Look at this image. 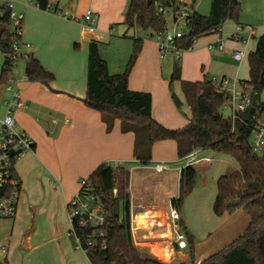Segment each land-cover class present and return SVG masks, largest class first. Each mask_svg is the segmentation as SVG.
<instances>
[{"label":"crops","instance_id":"obj_1","mask_svg":"<svg viewBox=\"0 0 264 264\" xmlns=\"http://www.w3.org/2000/svg\"><path fill=\"white\" fill-rule=\"evenodd\" d=\"M49 1L53 7L43 10L35 0H12L15 11L24 14L22 37L32 44L33 58L53 73L55 79L48 84L39 81L21 83L22 97L28 107L17 110L15 117L18 127L33 137L35 147L15 164L22 191L17 214L10 219L9 228L0 234V258L7 259L9 264H92L87 252L77 248L69 236L72 223L67 204L79 191L80 179L89 178L101 164H105L114 168L130 167L131 170L151 169L157 174L156 178L144 176L135 195L130 182L133 241L140 249L159 258L171 256L168 259L171 263L180 256H183L180 262H187L185 250L177 249L172 242L169 221L171 200L178 193L166 201L161 198L159 188H167L171 173L177 172L180 179L185 159L178 157L174 140H162L152 146L150 162L143 163L135 153L136 134L133 131L124 132L119 119L111 122L109 129L103 115L83 103L82 99L87 93L89 47L95 38L85 32L79 20L91 8L97 14L96 27L103 35L98 40L100 44L108 38L111 45L119 47L118 55L110 52L104 56V49L100 45L111 73L123 72L134 51V40L143 41L129 74V88L151 93L154 118L170 129L182 128L189 123V118H183L177 110L171 94L170 83L175 69H179L180 79L175 81L180 84L181 80L197 82L213 75L248 80V60L239 62L232 56L234 49L243 48L244 45L231 40L230 36L239 25H251L234 22L227 35L224 36L223 30L209 34L211 39L200 45H197L198 39L183 52L180 60H175L160 57L150 32L138 37L127 35L129 29L124 21L130 0ZM182 1L187 7H192L191 0ZM3 3L0 0V5ZM65 14L73 18H66ZM122 23L126 29L123 35L113 34L117 31L115 25ZM256 33L255 28L254 37ZM220 37L226 39L225 49L220 50L217 46L209 48V44L217 42ZM252 41L248 46L249 51L256 47L255 42L251 45ZM24 70L22 67L21 71ZM6 96L7 93L0 86L2 112ZM211 150H200L199 157L204 153L205 156L200 158H211V162L220 159L228 164L225 170L232 168L233 171L229 172L240 169L231 155L216 156L223 152ZM213 152L216 154L213 155ZM161 160H170V166L174 165L168 171L156 172L153 165ZM201 162L204 161H198L193 166L197 169V164ZM226 174L222 173L218 179ZM159 175L162 176L159 178ZM214 215L217 221L209 227L205 224L202 227L199 224L204 218L201 209L196 213V217L200 218L196 223L189 214L185 220L181 213L185 227L195 236V264H201L230 245L244 234L250 223V216L244 210L231 216ZM197 230L203 234L200 239H197ZM205 237L210 239V245L208 242L201 243ZM2 247L6 248V254L1 252Z\"/></svg>","mask_w":264,"mask_h":264},{"label":"trees","instance_id":"obj_2","mask_svg":"<svg viewBox=\"0 0 264 264\" xmlns=\"http://www.w3.org/2000/svg\"><path fill=\"white\" fill-rule=\"evenodd\" d=\"M39 8L48 10L49 0H35ZM198 0H191L192 7ZM173 8L174 12L182 6V0H130L125 16L128 29L138 26L153 35L167 27L165 15L159 7ZM11 10L4 3L0 5V49L7 53L11 47ZM242 13L241 0H210L207 15L192 12L190 31L182 38L181 45L190 49L195 41L205 35L217 33L226 21L240 24ZM256 47L248 51L246 60L250 68V77L243 83L252 87L253 98L258 107L264 105L260 96L264 90V33L254 37ZM143 41L134 40V51L123 72L111 73L108 62L100 50V42L91 40L88 58L87 93L83 103L99 111L111 128V122L119 119L124 132L133 131L137 136L135 153L137 159L147 164L151 160L152 146L162 140H174L177 154L185 158L194 150L212 149L231 155L240 166L244 188L236 202L231 201L233 194L232 178L223 175L218 179V193L213 205L217 216H231L239 210L246 211L250 223L242 236L219 252L206 258L201 264H264V152L256 153L251 147L252 130L256 119L248 112V123H238L232 131L228 118L224 117L225 95L211 83L210 77L202 81L181 80V89L190 106L189 123L182 128L170 129L158 122L152 113V95L149 92L135 91L129 88V74L142 49ZM5 57L1 79H4ZM31 81L48 84L55 79L41 63L32 58L26 66ZM180 79L179 69H175L173 83ZM147 133L141 134L142 128ZM13 176L17 177L15 170ZM96 187L101 202L108 212L106 228V247L101 244L87 246L88 229L78 228L92 264H171L150 253H143L133 241L131 227V171L125 166L114 168L101 164L88 178ZM197 169L193 165L180 171L179 192L171 200L172 206L182 213L185 199L194 190ZM116 190V191H115ZM11 186L0 188V200L10 194ZM182 230L188 240V261L179 264H195V236L186 227L182 216ZM178 249V247H177ZM0 264H9L0 258Z\"/></svg>","mask_w":264,"mask_h":264},{"label":"built area","instance_id":"obj_3","mask_svg":"<svg viewBox=\"0 0 264 264\" xmlns=\"http://www.w3.org/2000/svg\"><path fill=\"white\" fill-rule=\"evenodd\" d=\"M4 4L10 8L11 13V30L12 40L11 47L6 53L7 63L4 66V79L0 80V86L7 93L3 100V112L0 105V188L5 185L11 186L10 194L0 200V218L15 217L18 211V204L21 195V181L18 177L13 176L16 162L27 152L32 151L35 147L33 137L24 129L17 125L15 113L21 108H27V103L23 100L21 93V83L30 82V77L26 72V66L33 58L32 44L23 39V22L24 14L17 13L14 9L12 0H3ZM53 6L48 3V9ZM171 8L159 7V11L164 15ZM57 13L62 14L60 11ZM66 18H73L67 14ZM192 11L189 7L182 6L174 12V29L167 27L164 30L154 32L150 37L156 42L158 52L161 58L172 57L175 60L182 58L186 50L181 45L182 38L190 31V18ZM97 14L88 8L82 18L79 20L85 32L100 40L103 35L96 27ZM222 30L219 28L218 32ZM246 33V35H243ZM255 36L253 26L239 25L236 31L230 36V39L240 42L243 48L234 49L232 56L236 61L243 62L248 55V46ZM218 47L224 50L226 39L220 37L217 42L209 44V48ZM24 64V71H21ZM212 85L222 92L226 99L223 110H229L228 119L232 125V131L236 129L238 123L247 124V113L253 107L252 87L243 83L236 77L210 76ZM254 112L256 119L255 126L252 130L251 147L254 152H264V105L258 107ZM190 108V106H189ZM200 149L194 150L185 159V166L193 165L198 161L211 162L208 157H199ZM183 167V168H184ZM156 172L162 173L171 169L170 163L165 160L156 162L153 165ZM116 191V190H115ZM68 214L72 223L69 236L77 248L88 252L84 245L82 236L77 231L78 228L90 230L87 236V246L101 244L102 248L106 247V228L108 226V212L103 206L96 187L88 178L80 179L79 191L69 200L67 204ZM181 213L172 206L169 210V221L172 230V242L179 250H185L188 247L187 236L182 230L180 223ZM3 254L7 253L5 247L1 248Z\"/></svg>","mask_w":264,"mask_h":264},{"label":"rangeland","instance_id":"obj_4","mask_svg":"<svg viewBox=\"0 0 264 264\" xmlns=\"http://www.w3.org/2000/svg\"><path fill=\"white\" fill-rule=\"evenodd\" d=\"M241 3H242V13H241V17H240V22L244 23L245 25H251L254 28H256V32H257L256 37L260 36L262 33H264V0H241ZM190 9L192 12L197 11L200 14L207 15L210 11V0H198L196 2V4L194 5V7L190 8ZM165 19H166L168 27L173 30L174 29V9L173 8H171V10H169L165 14ZM233 23H234L233 21L229 20V21H226L222 25V30H223L224 36L227 35L228 32H230V30L232 29L231 27H232ZM115 27L117 28V31L114 32L113 34L123 35L124 31H126V29L123 27V23L117 24V25H115ZM10 29L12 30L13 27L11 26ZM126 33L130 37L135 36V35H136V37L145 36V34H147L146 31H144L142 28H140L138 26L135 28H131V29L127 30ZM214 34H216V33H214ZM198 39H197L198 40L197 45H200L206 41H209L211 39V37H210V35H207V36H202L201 38H198ZM107 40H108V38L104 39L103 43L100 44L101 49H104L103 50L104 56L109 55L108 53H110V52L112 53V55L113 54L118 55L119 47L111 45V43H109ZM254 42H255V40L252 41L251 45H253ZM5 57H6V54L3 53V51L0 49V77H1L2 72H3V65H4ZM22 66L24 68V64ZM173 93H176L177 96L179 98H181V100L183 102V104L181 106H177L175 104V106H176L177 110L179 111V113L181 114V116L183 118H190V108H189V105L187 104L186 99L182 93L181 84L178 81H175L173 83V90H171V94H173ZM260 99H261V101H264V90L261 93ZM222 113H223L224 117H226V118L229 116V110H227V109H224L222 111ZM143 133H145V134L147 133L146 127L142 128L141 134H143ZM212 151H214V150H211L210 152H212ZM262 153L263 152H261L259 154H262ZM212 154L214 155L216 153L213 152ZM222 155L226 156V157L229 156V155L224 154V153L221 155H216V156H222ZM202 156H205V154L201 153L200 157H202ZM169 162H170V160H169ZM173 165L174 164H171V166H173ZM183 166H185V164ZM226 166H228L227 163L226 164L222 163V161L220 159H217V158L215 161H213L211 163L204 161V162L197 164V179H196V184H195L194 190H193L192 194L185 199L183 207H182V212L184 214L185 220H186V216L189 214V217L191 218V220L195 221V223L197 221H199L200 218L196 217V213L199 212L201 209L202 212H204V218H202L201 219L202 221L199 222V224H202L201 225L202 227L204 226V224L209 227L217 221V218L214 215L213 205H214V200L216 197L217 187H218L217 186V179L222 173H227V175H230L232 178L233 194L231 197V201L236 202L238 200L239 195L243 189L240 169H237V172H229V171H233V170H232V168H231V170H228V171L225 170L224 167H226ZM129 170L131 171V188H132L133 195H135V193L139 190L140 183L143 182L145 179L144 176L147 175L150 178H156V176H157V174L151 169L141 171V169H136V170L132 169L131 170V168L129 167ZM161 176L162 175H159V178ZM170 176L171 177L168 180L169 184H167L168 185L167 188H161V186L159 187L160 191H161V198H165L166 201L168 200V197L178 193L177 179L179 176H178L177 172L176 173L174 172L173 175L171 173ZM159 194H160V192H159ZM10 219H12V218H0V234L2 232H4L7 228H9ZM198 231L199 230H197V232H196L198 235L197 239H200L199 237L202 236L203 234L198 232ZM206 237L203 239L201 238L202 239L201 243L208 242V245H210L211 244V242H209L210 239L209 238L206 239ZM185 252L187 253V258H188L189 255H188L187 249H185ZM143 253L148 254L149 252L143 250ZM163 258H166V259H163ZM163 258H159V259L169 262L170 260H168V259H170L171 256H168V257L165 256ZM180 258H183V256H180L176 260V262H172L171 264H179Z\"/></svg>","mask_w":264,"mask_h":264},{"label":"water","instance_id":"obj_5","mask_svg":"<svg viewBox=\"0 0 264 264\" xmlns=\"http://www.w3.org/2000/svg\"><path fill=\"white\" fill-rule=\"evenodd\" d=\"M173 99H174V102L177 106H181L183 104V102L181 101V99L177 96L176 93H173ZM256 104H257V100L254 99L253 101V107L251 108V112H254L255 109H256Z\"/></svg>","mask_w":264,"mask_h":264},{"label":"bare ground","instance_id":"obj_6","mask_svg":"<svg viewBox=\"0 0 264 264\" xmlns=\"http://www.w3.org/2000/svg\"><path fill=\"white\" fill-rule=\"evenodd\" d=\"M165 252V251H164ZM168 255V254H167Z\"/></svg>","mask_w":264,"mask_h":264}]
</instances>
